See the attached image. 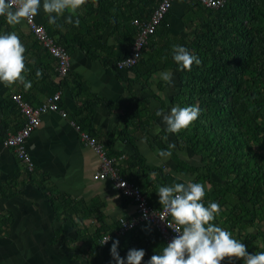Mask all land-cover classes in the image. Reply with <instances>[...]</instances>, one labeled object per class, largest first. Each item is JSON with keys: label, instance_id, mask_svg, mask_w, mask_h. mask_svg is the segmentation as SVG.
Returning a JSON list of instances; mask_svg holds the SVG:
<instances>
[{"label": "trees", "instance_id": "obj_1", "mask_svg": "<svg viewBox=\"0 0 264 264\" xmlns=\"http://www.w3.org/2000/svg\"><path fill=\"white\" fill-rule=\"evenodd\" d=\"M140 1L147 2L148 0H131V5H136ZM182 1L188 3L186 28L188 31H193L192 35L181 39L179 43L168 37L167 20L172 6L156 27L155 32L149 35L148 41L141 49L137 64L129 70L133 67L138 69L141 65L144 66V71L139 74L145 76L143 79L160 69L179 70L170 52H172L173 45L180 46L182 41L186 49L201 59L202 63L199 66L193 64L190 71L179 72L178 79L181 87L173 98V102L178 107L198 106L200 109L198 119L189 128L173 133L178 147L180 149L190 148L199 156L200 164H189L179 157L176 161V175H172L164 168L149 165L145 157L138 152L124 160L121 154L116 152L111 155L108 153L107 156L119 158L115 161V166L121 177L138 186L147 197L149 205L156 210L162 209V206L157 207L153 204L151 199L153 194L151 195L150 188L188 183L177 173L189 175L190 182L211 185V190H205L203 203L207 207L210 202H216L221 207L220 214L212 223L230 231L233 238L247 247L249 254L259 253L264 251V0H226L224 6L219 8L206 7L198 0ZM153 2L154 0H149V3H145L147 7L149 5L147 19H141L137 13V16L134 14L131 20L128 19L130 14L119 19L118 11H111L105 5L109 1L97 2L98 9L95 10L97 15L98 10L103 9L116 15L117 24L114 33L129 40L124 42L125 45L128 42L132 43L130 49L119 57V60H113V52L108 56L100 53L104 45L107 46L106 44H94L103 42L102 32L108 26H104L105 23L102 22L104 17L100 18V23H92L87 32L83 31L87 28H80L82 30L72 32L70 36H65L64 40L57 39V44L62 46L70 56L69 50L73 43L68 41L78 36L81 40L76 42L82 44L87 55L99 58L108 64L115 63L117 66L118 61L124 60L131 53V48L138 36L139 25L135 21L147 22L157 8L159 2L157 6L155 5L156 7L152 4ZM89 15L92 14L88 13L86 16ZM49 25L55 33H59L62 26L59 20L57 24L48 23L47 26ZM163 26L164 32L159 34ZM18 29L17 25H9L5 17H0V34L15 32ZM17 35L26 48L24 54L26 56L29 45L25 43V39L28 41L30 38L22 34ZM118 35L117 39L120 41ZM155 35L161 39L160 44H157L159 48L156 49L155 46L150 45ZM34 37V42L39 44L41 50L57 62V58L52 55L44 43L35 34ZM144 52H147L146 56H143ZM34 70L38 69L34 68ZM69 72L70 70L65 76L56 73L60 77H66ZM75 84L74 98L82 99V84L81 82H75ZM57 92L63 93V89L53 91L45 98L46 100L33 107H42L47 99H54ZM17 94L21 95L22 101L27 102L24 93L16 91L4 98L5 101L1 103L3 109L0 117L1 141L17 133L27 121L21 105L14 98ZM62 99L61 95L59 109L65 110L61 106ZM100 101L102 99L98 97L87 102L83 101L82 107L77 106L69 115L83 128L87 126L82 119L83 112L92 110L93 106ZM106 104L111 110L112 102L107 101ZM116 105L131 112L148 113L147 100L145 106L141 102L132 104L129 99L121 100ZM144 123L147 124L145 131L149 132L151 124L141 122L142 125ZM167 133L166 130L161 132L163 136ZM161 134L159 140H161ZM92 135L97 137L95 134ZM171 151L178 157L177 152L173 149ZM33 171L34 168L30 171L21 164L14 177L5 181L0 180V197L14 195L18 192L20 185L32 183L53 203L59 217L71 220L78 226L74 219L76 215L84 225L82 224V228L81 226L79 228L75 256L81 261L86 260L85 264H116L110 254L114 240L119 241L117 251L120 257L125 259V264H127L126 257L130 249H143L145 256L142 264H148L154 254L161 253L162 249L167 246V241L150 220L138 224L124 234L119 233V220L111 226L102 223L100 226L90 228L84 221L86 218L97 215L96 220L102 222L103 217L99 210L85 203L82 204L81 200L57 193L50 185L48 175L42 172L41 176L37 175L39 178L37 180L33 176ZM152 174L156 176L152 177ZM21 176L25 179L18 181ZM167 218L172 220L171 216ZM7 221L9 220L3 219V222ZM105 235H110L111 239L102 244ZM222 264H244V261L235 258L225 259Z\"/></svg>", "mask_w": 264, "mask_h": 264}, {"label": "crops", "instance_id": "obj_2", "mask_svg": "<svg viewBox=\"0 0 264 264\" xmlns=\"http://www.w3.org/2000/svg\"><path fill=\"white\" fill-rule=\"evenodd\" d=\"M99 1L101 0H87V3L77 10L71 24L66 22L69 13L65 12L62 17L58 18L62 26L59 33H55L50 25L47 26L48 14L43 11V0H41L40 11L35 16L36 21L58 43L57 39L64 40L65 36H70L72 32L82 30L80 28H87L83 29L87 32L92 23H100V18L104 17L105 21L102 22L105 25H103L108 26L102 32L103 42L94 44H106L108 47L104 45V48L99 50L100 53L108 56L113 52V60H119V57L130 49L132 43L128 42L125 45L124 42L129 40L114 33L117 24L116 15L105 9L98 10L99 14L97 15L95 10L98 9L97 2ZM107 1L109 3H105V5L111 11H118L119 19L130 14L127 18L131 20V17L134 14L137 16V13L141 19H147L149 5L147 7L145 3H149V0L144 1L145 3L140 1L136 5H131V0ZM158 2L159 0H154L152 4L157 6ZM187 5L188 3L182 0H176L167 20L168 37L177 43L188 35L191 36V32H193L186 28ZM88 13L92 15L86 16ZM77 18L80 20L79 26H75L74 23ZM17 26L19 29L15 31L16 34L30 38L28 41L25 39V43L29 45V51L25 56L26 71L24 76L32 86L26 89L20 83L12 86L0 83V117L3 112L1 103L13 92H23L27 102L36 106L46 100L45 98L53 91L63 89L61 106L68 112V116L63 117L58 111L44 113L41 125L27 140L26 149L34 168L33 176L37 180H39L37 175L41 176L43 172L48 175L54 191L61 195H68L72 199L81 200L82 204L85 203L99 210L103 221L96 220L98 219L97 215L86 218L84 223L87 226L95 228L102 223L111 226L121 217L131 219L137 215V207L133 199L126 197L117 188L115 178L95 177L102 169V159L93 145L82 141L80 138L82 132L86 131L93 140L96 139L100 149L103 150L106 158L112 161V165L121 179L124 178L121 177L115 166V161L119 158H109L108 153L110 155L115 152L120 153L124 160L138 152L145 157L149 165L164 168L172 175H176V161L179 157L189 164H200L199 156L190 148L180 149L178 147L177 139L173 133H167L166 136L161 134L167 126L163 122L162 116L156 115L158 110L162 109L165 113H169L171 108L176 106L173 98L181 87L178 79L181 70L160 69L143 79L145 76L139 74L144 71V66L141 65L138 69L133 67L130 70L119 69L115 63L108 64L99 58L90 57L87 55V51L82 48V44L76 42L81 39L75 36L68 41L73 43L69 50L70 72L66 77H60L56 73L55 60L48 53L43 52L36 41L34 42V33L27 22L23 21ZM162 32H164V26L159 30V34ZM98 34H100L99 31ZM117 35L120 37V41L117 39ZM87 40L91 41V39ZM152 41L153 43L150 45L155 46V49L159 48L157 44H160V37L155 35ZM36 46L37 50H35ZM180 46L185 47L183 41ZM144 55L146 56L147 52H144ZM34 68L41 71L42 76L37 77V70ZM165 71L172 73L171 85L160 78V73ZM75 82L82 84V99L74 98ZM95 97L102 101L95 104L92 110L83 112L82 119L87 123V126L85 124V127L79 129L80 131L75 129L72 124L73 118L69 114H72L77 106L82 107L83 101L87 102ZM126 99H129L132 104L141 102L144 106L147 100L148 113L139 114L116 105L117 102ZM107 101L112 102L111 110L106 104ZM140 121L151 124L149 132L145 131L147 124L142 125ZM160 134L161 140H159ZM169 145L175 147L169 149ZM172 149L178 153V157L172 153L169 158L165 159L157 154L159 150L171 151ZM21 164L28 168V165L17 157L14 150L0 140V180L5 181L14 177ZM177 175L188 182L191 180L189 175L181 173H177ZM155 176L152 174V177ZM21 179H25V177H19L18 181ZM15 183L17 182L15 181ZM204 185L205 190L212 189L211 185L207 183ZM158 189L159 187L150 188L151 195L153 194L151 199L154 205L161 207L157 194ZM17 191L14 195L0 197V264H85L86 260L81 261L75 256L77 253L76 240L83 222L79 221L76 215H74V219L78 226L71 220L59 217L53 203L32 183L20 185ZM3 219L9 221L5 223Z\"/></svg>", "mask_w": 264, "mask_h": 264}, {"label": "clouds", "instance_id": "obj_3", "mask_svg": "<svg viewBox=\"0 0 264 264\" xmlns=\"http://www.w3.org/2000/svg\"><path fill=\"white\" fill-rule=\"evenodd\" d=\"M87 0H43V11L48 14V23L57 24L58 18L68 12L66 22L73 23V16ZM41 8V0H0V17H5L9 25H19L23 21L32 22ZM55 14V15H53ZM79 26L80 20L74 21ZM59 26V25H58ZM26 48L15 33L0 34V83L12 86L16 83L23 84L26 89L31 88V82L26 81L24 72ZM173 60L179 70H191L193 64L199 66L202 61L183 46L173 45ZM36 76H42L37 70ZM160 78L167 84H172V73H160ZM162 116L168 133H179L189 128L200 115L198 106L171 108L169 113L162 109L156 112ZM80 125V124H79ZM169 145V149L174 148ZM162 158L172 155L170 150H159L157 153ZM159 203L162 205L164 217L171 216L174 222L168 224L177 235L162 249L159 254H154L148 264H222L225 259H242L244 264H264V251L249 254L247 247L239 240L233 238L232 233L212 223L220 214L219 203L210 202L206 207L203 203L205 185L202 183H175L171 186L159 187ZM111 237L106 235L102 244L107 243ZM118 240H114L110 254L116 264H125L117 248ZM145 256L143 249H130L127 253V264H142Z\"/></svg>", "mask_w": 264, "mask_h": 264}, {"label": "built area", "instance_id": "obj_4", "mask_svg": "<svg viewBox=\"0 0 264 264\" xmlns=\"http://www.w3.org/2000/svg\"><path fill=\"white\" fill-rule=\"evenodd\" d=\"M174 0H161L154 10L152 16L147 22H140L136 20L135 22L139 25V33L132 47L131 53L124 59L117 62V66L119 69H128L139 61V57L141 54V49L144 44L147 42V39L150 34L154 33L156 27L160 24L165 14L168 12L170 7L172 6ZM186 1H194V0H186ZM201 4L209 8H219L224 6L226 0H198ZM30 26L32 32L36 35V37L41 40L44 45L50 50L53 56L57 58L56 62V71L60 76H65L70 70L71 61L67 51L59 46L53 36H51L42 25L36 22V17L32 20L31 23L26 21ZM61 97V93L57 92L54 95V99H47V102L42 106L35 108L30 105L28 102L22 101L21 95L17 94L14 96L15 100L19 102L22 107V111L25 114L27 121L24 126L15 134H11L6 144L17 145L18 152L21 157H23L29 166H32V161L28 153L25 149V139L30 136L40 125L42 120V115L44 113H48L50 111H58L60 115L63 117H67L68 113L65 110L59 109V100ZM72 124L75 126V129L81 130V126L72 120ZM79 130V131H80ZM83 137L88 138V133L82 132ZM89 140L90 144H94L93 139ZM97 151L101 152L99 146H97ZM103 161L102 171L97 173L96 178H106L108 176H112L117 180L118 187L124 190V193L137 202V215L131 219H126L121 217L119 219L120 229L119 233L123 234L125 231L132 229L138 224L150 220L156 228L161 232L167 243H170L172 239L177 235V233L173 232V230L168 227V224H172L173 227L174 222L170 220L169 216L164 217L165 220H161L160 217L164 216L162 209L156 210L151 207L148 203L147 197L141 192L139 187L133 186L131 183L126 180H121L115 168L112 165V161L107 159L102 152L100 153ZM106 236V235H105ZM104 236V237H105ZM110 236V235H109ZM103 237V239H104ZM102 239V242H103Z\"/></svg>", "mask_w": 264, "mask_h": 264}, {"label": "bare ground", "instance_id": "obj_5", "mask_svg": "<svg viewBox=\"0 0 264 264\" xmlns=\"http://www.w3.org/2000/svg\"><path fill=\"white\" fill-rule=\"evenodd\" d=\"M176 0H174L173 1V3H172V6H173V4H174V2H175ZM171 6V7H172ZM171 7H170V9H171ZM169 9V10H170ZM168 10V11H169ZM166 15V14H165ZM163 20V19H162ZM45 29V28H44ZM147 41H148V39H147ZM60 46V45H59ZM62 47V46H61ZM133 47V46H132ZM131 50H132V48H131ZM70 57V56H69ZM129 69V68H128ZM32 135V134H31ZM30 135V136H31ZM89 135V134H88ZM30 136H28L26 139H25V142H24V145H25V149H26V143H27V140L30 138ZM10 137V135L8 136V138ZM8 138L4 141V143H5V145H7L8 147H10V148H12L13 150H14V152L16 153V155H17V157L22 161V162H24V163H26L27 165H28V168H29V170L31 171L32 169H33V167L31 166H29V164L27 163V161L23 158V157H21L20 155H19V152H18V146L17 145H11V144H6V141L8 140ZM80 138L82 139V141H86V142H88L89 144H90V142H89V140H87V139H92V137L89 135L88 136V138H84L83 137V135L81 134V136H80ZM90 145H93L94 147H95V149H96V151H97V146H99L98 145V143L96 144L95 143V140H94V144H90ZM100 147V146H99ZM103 150H101V152H102ZM26 152H27V149H26ZM98 152V151H97ZM101 152H98V154L101 156ZM28 153V152H27ZM102 154L104 155V153L102 152ZM29 155V154H28ZM105 156V155H104ZM106 157V156H105ZM101 159H102V157H101ZM102 164H103V161H102ZM102 168H103V166H102ZM101 171H102V169H101ZM108 177H112V176H108ZM119 177V176H118ZM120 178V177H119ZM121 179V178H120ZM121 180H126V179H121ZM127 182H129L128 180H126ZM130 183V182H129ZM116 184H117V180H116ZM132 184V183H131ZM133 185V184H132ZM117 186V188L119 189V190H121L123 193H124V190L122 189V188H120V187H118V184L116 185ZM133 186H136V185H133ZM124 195H126L125 193H124ZM126 196H128V195H126ZM128 197H130V196H128ZM130 198H132V197H130ZM133 200H134V198H132ZM135 201V200H134ZM135 204H136V207H137V202L135 201ZM128 231V230H127ZM126 232V231H125ZM124 232V233H125ZM123 233V234H124Z\"/></svg>", "mask_w": 264, "mask_h": 264}, {"label": "rangeland", "instance_id": "obj_6", "mask_svg": "<svg viewBox=\"0 0 264 264\" xmlns=\"http://www.w3.org/2000/svg\"><path fill=\"white\" fill-rule=\"evenodd\" d=\"M26 21V20H25ZM37 22V21H36Z\"/></svg>", "mask_w": 264, "mask_h": 264}]
</instances>
